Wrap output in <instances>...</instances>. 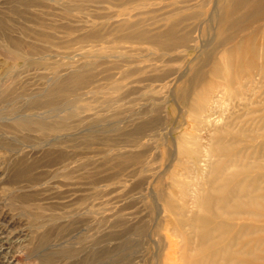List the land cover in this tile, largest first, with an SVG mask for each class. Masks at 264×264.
I'll list each match as a JSON object with an SVG mask.
<instances>
[{"label":"rangeland","instance_id":"obj_1","mask_svg":"<svg viewBox=\"0 0 264 264\" xmlns=\"http://www.w3.org/2000/svg\"><path fill=\"white\" fill-rule=\"evenodd\" d=\"M214 4L0 0V93L5 90L9 96L0 101V247L5 249L0 264H162L170 241L181 244L159 191L193 207L199 190L212 180L204 157L198 176L191 164L186 169L171 166L169 158L177 146L183 150L189 145H182L183 137L197 124L193 115L198 110L178 102L177 90L201 50L214 44L208 32L215 26L209 21ZM176 21L180 25L174 43L157 38ZM129 23H137L147 35L124 31ZM246 34L258 35V25ZM7 49H17L23 58L14 60ZM259 58L264 65V56ZM69 72L74 111L68 127L46 135L14 129L16 116L43 114L25 108L29 96L42 93L48 77ZM256 81L243 80L236 87H245L253 97H244L240 112L254 108L258 116L229 127L228 113L213 114L212 132L203 130L198 144L201 156L222 142L231 154L241 150L244 165H229L238 171L246 168L248 178L241 183L238 178L236 184L259 190L264 188V77ZM210 134L217 137L209 140ZM21 164L33 166V178L16 176ZM226 216L218 220L223 228L215 240L203 242L202 236L196 241V254L205 255L221 240L243 248L248 241L238 240L244 224L256 228L264 223L251 212L242 215L247 223L238 225L231 212ZM258 257V264H264V241ZM246 260L244 264H253Z\"/></svg>","mask_w":264,"mask_h":264},{"label":"bare ground","instance_id":"obj_2","mask_svg":"<svg viewBox=\"0 0 264 264\" xmlns=\"http://www.w3.org/2000/svg\"><path fill=\"white\" fill-rule=\"evenodd\" d=\"M215 3L218 4H214V10L209 17V21L215 23V26L208 30L211 38L209 41L214 40V44L211 45L212 43L209 42L210 45L207 44L201 50L199 59L191 68L190 74L180 77L181 86L177 90L178 102L180 101L184 106L198 110L197 116L196 114L193 115L197 124L193 125L192 131L183 137L182 145L186 143L189 145L183 150L176 145L177 150L174 151L173 155L170 154L169 158L171 166L175 165L186 169L185 164H191L192 174L198 176L201 170V158L204 157L212 180L199 190L193 200V207L185 202L180 203L173 200L164 192L159 191V199L163 203V209L167 215L173 216V230L178 234L177 237L181 242L179 244L178 241H170L171 244L167 246L165 260H162V264H177L179 259L182 261L181 264H244L247 257L252 259L253 264L260 263L258 262L260 259L258 250L264 241V223L256 228L244 227V224L242 235L238 240L240 243L245 240L248 241L243 243V248L234 246V243H229L226 240H221L217 241L214 248L212 247L205 255L196 254V241H199L202 236L203 242L215 240V237L219 236L223 228V225H219L218 220L224 217L227 218L226 215L229 212H231V217L237 225L248 221V218H244L242 215L250 212L255 213L256 217L253 218L255 221L257 218L264 221V188L254 190L247 185H237L236 180L238 178L239 183L248 178V170L244 168L242 171H238L235 166L229 165L230 163L244 165L243 162H246L247 158L243 152L238 150L235 154H231L229 146L222 145L224 143L222 142L220 148H215L214 151H212L213 148L209 149L206 151L207 155L201 156L202 147L198 144L201 136L199 134L205 129L210 130V125L214 127L215 124L213 123L215 122L209 121L213 114L215 115L218 112L228 113L226 115H228L227 119L230 122L229 127L234 126L241 118L252 117L255 119L258 116V110L254 108L240 112V106H243L241 101L245 100V96L249 98V94L248 89L236 87V85H240L243 80L252 83L257 82L258 77H264V65H259V56H264V0H215ZM260 16L262 18L259 20ZM179 25L180 22H173L172 27L165 34H158L157 38H164L166 43H174L178 39ZM257 25L258 33H263L261 39L259 34H246L252 27H257ZM137 27V23H129L123 26V30L136 31L135 34L142 37L144 34L147 35L146 32L139 31ZM130 35L132 34L129 32L126 37H130ZM161 44L166 45L163 42L159 43V45ZM228 45L231 46L223 49L220 53L219 50ZM15 48L17 47L15 46ZM7 53L14 60L23 58L17 49H7ZM218 54L220 58H217ZM244 71L247 73L246 75H244ZM71 72L54 74L50 79L48 77L49 85L47 88L42 93L29 96L25 105V108L30 111L43 110V114L36 115L37 117L16 116L13 120L14 129L26 133L41 132L46 135L49 131L59 132L67 128L69 119L73 115H70L74 100L70 94V91H72V88H70ZM209 76L212 83L207 81ZM215 79L224 80L222 83L224 88ZM215 89L219 90H217L218 93L214 94L213 90ZM4 91L0 93L1 102L9 100L8 91ZM255 94H257V91H255ZM230 95H232V98L229 97ZM228 106H231L230 110H228ZM223 107L226 108L223 109ZM236 108H238V111H236ZM62 113L66 115L60 116ZM52 119L54 121H51ZM148 125L152 129L155 127V130H157L155 123L148 122ZM225 131L227 132V130ZM211 132L212 130H210ZM213 137L217 136L210 134L209 140ZM55 138L53 139L55 140ZM46 140L48 139L46 138ZM33 172L32 165L21 164L17 168L16 176L22 179H31L33 178ZM222 175H226V178L222 179ZM242 175L245 177L240 178ZM234 181L235 185L231 188L230 185L234 184ZM168 219V221L171 220ZM207 226H210L212 231ZM185 228H188L189 232ZM204 229L206 233H203L205 232ZM0 249V256L2 257L1 254L5 249L1 247Z\"/></svg>","mask_w":264,"mask_h":264}]
</instances>
